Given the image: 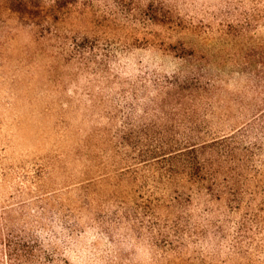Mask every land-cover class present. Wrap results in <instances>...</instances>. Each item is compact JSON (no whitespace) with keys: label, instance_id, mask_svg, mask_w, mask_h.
I'll use <instances>...</instances> for the list:
<instances>
[{"label":"rangeland","instance_id":"obj_1","mask_svg":"<svg viewBox=\"0 0 264 264\" xmlns=\"http://www.w3.org/2000/svg\"><path fill=\"white\" fill-rule=\"evenodd\" d=\"M192 67L225 102L202 134H229L254 115L262 128L264 0H0V212L22 214L54 244L56 264H264L259 194L232 212L202 192L184 213L188 228L177 229L170 221L179 212L119 211L122 200L132 207L161 194L126 182L114 188L115 180L99 189L97 212L70 214L73 235L63 228L85 179L76 151L83 135L111 138L134 121L127 132L184 131L146 126L151 118L142 114ZM41 168L56 169L58 179Z\"/></svg>","mask_w":264,"mask_h":264},{"label":"trees","instance_id":"obj_2","mask_svg":"<svg viewBox=\"0 0 264 264\" xmlns=\"http://www.w3.org/2000/svg\"><path fill=\"white\" fill-rule=\"evenodd\" d=\"M36 27L43 30L41 33L51 32L50 27L35 24ZM71 44L75 54L81 55L84 47L76 40ZM210 86V81L195 68L181 71L163 86L165 98L162 102L148 106L145 115L142 114V118L146 115L151 118L149 124L143 122L146 126L179 127L184 129L182 132H127L129 127L136 125L134 121L125 122L128 125L122 126L111 138L102 140L103 137L100 139L91 132L83 135L76 151L81 153L84 167L80 174L85 179L77 183L73 198L69 197L77 206L69 207L65 212V232L73 235L77 231L67 222L75 209L97 212L96 204L101 199L99 189L115 180L114 188L120 182H126L139 186L140 190L149 186L153 192L161 194L158 198L141 197L142 202L134 203L132 207L122 200L118 204L119 211L179 212L170 221L177 229L188 228L189 220L184 213L189 212V206L202 192L211 200L226 202V208L232 212L240 209L243 196L259 194L257 211L264 210V126L258 129V116L254 115L229 134L216 136L206 131L202 134L201 131L209 129V119H214L218 106L225 103L222 102L223 91L216 96L211 93L214 87ZM250 135L255 136V140L247 145ZM114 141L117 145L106 150ZM143 141L145 146L138 148L137 144ZM132 145L133 150L130 149ZM109 151L112 158L108 157ZM107 160L112 161L111 166ZM226 167L229 168L227 172ZM55 170L41 168L37 172L57 180ZM93 175L96 176L91 177ZM252 183L257 189H250ZM20 221H23L22 214L15 217L13 212H0V264H56L54 244H49L48 248L35 229ZM177 239L180 241L181 237ZM262 240L264 242V238ZM232 248L237 249L236 246Z\"/></svg>","mask_w":264,"mask_h":264}]
</instances>
